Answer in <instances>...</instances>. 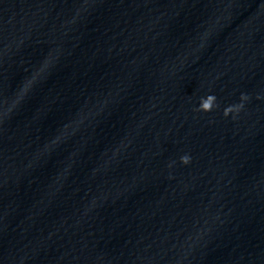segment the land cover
I'll return each instance as SVG.
<instances>
[{
  "label": "clouds",
  "instance_id": "clouds-1",
  "mask_svg": "<svg viewBox=\"0 0 264 264\" xmlns=\"http://www.w3.org/2000/svg\"><path fill=\"white\" fill-rule=\"evenodd\" d=\"M244 96V95H242ZM246 98V97H245ZM216 97L214 95H208L204 98H201L199 107L197 108V111H203V112H210L212 111L213 102L215 101ZM190 156L183 155L180 157V162L182 164H188L190 163Z\"/></svg>",
  "mask_w": 264,
  "mask_h": 264
}]
</instances>
